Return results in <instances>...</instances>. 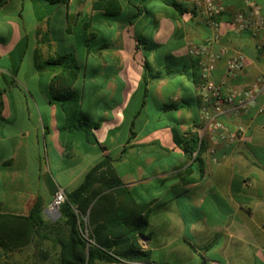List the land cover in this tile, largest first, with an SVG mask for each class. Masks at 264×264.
Masks as SVG:
<instances>
[{"label": "crops", "instance_id": "crops-1", "mask_svg": "<svg viewBox=\"0 0 264 264\" xmlns=\"http://www.w3.org/2000/svg\"><path fill=\"white\" fill-rule=\"evenodd\" d=\"M216 2L212 78L240 97L264 74V43L234 18H248L254 3L264 20V0ZM0 24L2 212L25 215L39 197L43 219L54 221L55 190H73L109 158L131 213L147 215L140 244L150 261L96 264H264V88L255 105L221 116L223 128L204 129L199 154L183 144L202 121L198 63L207 56L191 49L215 32L202 0H3ZM238 53L244 67L227 76ZM68 55L73 63H53ZM18 77L30 104H17ZM64 92L77 100L73 127Z\"/></svg>", "mask_w": 264, "mask_h": 264}, {"label": "trees", "instance_id": "trees-1", "mask_svg": "<svg viewBox=\"0 0 264 264\" xmlns=\"http://www.w3.org/2000/svg\"><path fill=\"white\" fill-rule=\"evenodd\" d=\"M46 1L52 4L68 2ZM2 3L3 0H0V6ZM94 5L97 6L95 2ZM70 56L55 59L53 63H59L61 60L73 63ZM61 80L63 78L59 77L54 82ZM72 97L73 94L70 92L58 96L62 101L70 102L68 109L65 110L71 127L75 125L72 124V116L69 113L75 110L74 107L78 108L77 100ZM71 102L75 105H71ZM201 104L202 100H199V108ZM197 141L195 134L184 139V148L189 154H193ZM202 145L203 140L201 149ZM109 162V158H104L93 165L85 173L80 184L66 192V199L59 207L64 231L61 233L58 231L55 237H50L48 233L41 234L48 225L43 219L42 202L39 197L25 215L0 210V257L9 250L25 246L34 236H39L52 242L53 248L56 249L58 264L149 262L150 252L143 249L140 244V235L148 227L147 215L131 213L129 205H134V201L125 191L116 189L120 181ZM133 208L135 210V205Z\"/></svg>", "mask_w": 264, "mask_h": 264}, {"label": "built area", "instance_id": "built-area-1", "mask_svg": "<svg viewBox=\"0 0 264 264\" xmlns=\"http://www.w3.org/2000/svg\"><path fill=\"white\" fill-rule=\"evenodd\" d=\"M203 17L205 23L215 30L206 42L196 48H192L191 52L195 54H206V61H199V90L201 92L202 104L200 106L201 119L196 137L198 139L196 147L193 151L194 156L199 153L201 149V141L203 131L207 127L223 128L220 117L225 114L238 113L240 110L248 109L250 106L256 104L258 93L264 88V74L258 78L247 89L240 93V97L233 92L223 94L220 85L212 78V71L215 67L217 55L209 51V46L212 42L218 41L220 38L216 32L218 22L217 17L221 12V7L217 4L216 0H202ZM249 17L237 16L234 18L237 31L251 30L253 33L257 31L263 32L264 43V20L261 15L260 7L254 3H250ZM264 45V44H263ZM259 48H262L260 45ZM244 67V56L240 53L231 56L226 65L227 76H234L237 72L241 71ZM221 139H232L234 136H226L223 132L220 133ZM209 153H214L213 148L208 149ZM215 160V159H214ZM66 193L63 189L57 188L53 194L51 203L48 206V211L51 214H57L60 205L65 201ZM85 219V218H84Z\"/></svg>", "mask_w": 264, "mask_h": 264}, {"label": "rangeland", "instance_id": "rangeland-1", "mask_svg": "<svg viewBox=\"0 0 264 264\" xmlns=\"http://www.w3.org/2000/svg\"><path fill=\"white\" fill-rule=\"evenodd\" d=\"M23 11L25 13V5ZM16 18H19V15H16ZM21 18L23 22L24 21L28 22V19L26 20L24 19V14L21 16ZM5 30H6L5 27L2 24H0V34H5ZM19 79L21 80V78L18 77V82H17L18 85L16 86V90H15V97L17 104L20 105L22 102H27L28 104H30V101L32 100V96L29 93L24 94V92L20 89ZM36 98L39 99L38 96H36ZM36 112L38 114V111ZM33 114L34 112L30 110L28 118L32 120V122L34 121ZM35 115L36 114H34V116ZM21 121H23L24 124L26 123L25 118H22ZM35 152L36 153H33L35 159L40 160L43 163V153H38L39 148L37 147H35ZM0 208L6 211L9 210L10 206H8L7 202H5V204H0ZM52 216L55 218L54 221L44 220L46 225H48V228L41 231V234L48 233L50 237L53 236L55 237L58 231H59L58 233L64 231V226L62 224L63 223L62 218L58 217L56 219V214H52ZM55 221H57V223H55ZM85 235L86 234H84V236ZM0 264H58V262L56 258V249L53 248L52 242L48 239H42L39 236H34L31 239V241L25 246H22L17 249H12L7 251L6 253H3L2 256L0 257Z\"/></svg>", "mask_w": 264, "mask_h": 264}, {"label": "water", "instance_id": "water-1", "mask_svg": "<svg viewBox=\"0 0 264 264\" xmlns=\"http://www.w3.org/2000/svg\"><path fill=\"white\" fill-rule=\"evenodd\" d=\"M57 215H60L59 211H57Z\"/></svg>", "mask_w": 264, "mask_h": 264}]
</instances>
